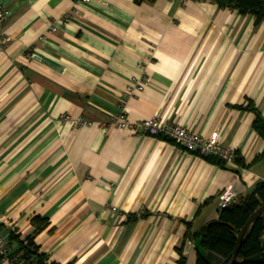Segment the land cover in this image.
I'll return each mask as SVG.
<instances>
[{"label":"crops","instance_id":"crops-1","mask_svg":"<svg viewBox=\"0 0 264 264\" xmlns=\"http://www.w3.org/2000/svg\"><path fill=\"white\" fill-rule=\"evenodd\" d=\"M0 7V234L9 251L39 215L49 225L34 241L47 262L177 264L181 249L194 264L204 252L187 227L218 218L225 188L237 203L264 180V160L253 161L264 140L240 108L250 100L264 118V22L212 0ZM139 77L143 90L127 96ZM121 106L131 121L217 133L244 166L120 131L110 119Z\"/></svg>","mask_w":264,"mask_h":264},{"label":"trees","instance_id":"trees-1","mask_svg":"<svg viewBox=\"0 0 264 264\" xmlns=\"http://www.w3.org/2000/svg\"><path fill=\"white\" fill-rule=\"evenodd\" d=\"M135 1L139 3L143 0ZM212 1L220 8L236 9L240 14L252 15L255 24L264 22V0ZM240 108L253 114L251 126L259 137L264 140V118L261 113L250 100H247L246 104ZM162 138L172 143L168 138ZM194 153L212 164L222 168L225 167V161L218 156ZM258 160H264V148L253 159V161ZM234 163H237V166L240 167L244 166L237 152L234 153ZM261 203H264V180L257 182L252 192L242 197L237 203L220 209L216 220L206 223L195 232H191L187 227L185 238L197 239L199 246L204 252L201 253L199 249L197 250L194 264H229L240 229ZM141 215L144 216L145 214ZM30 225L32 227L31 233L18 240V248L13 253L10 251V257L18 255L32 264H57L55 262H47V256L39 252V248L34 241L35 236L49 225L48 219L36 215L30 219ZM263 233L264 214L253 220L248 226L232 264H264ZM178 254L177 264H185V257L181 249H178Z\"/></svg>","mask_w":264,"mask_h":264},{"label":"built area","instance_id":"built-area-1","mask_svg":"<svg viewBox=\"0 0 264 264\" xmlns=\"http://www.w3.org/2000/svg\"><path fill=\"white\" fill-rule=\"evenodd\" d=\"M91 0H79L81 3H88ZM7 17V11L0 7V48L7 45V36L4 33V22ZM66 20V16L64 18ZM55 28L51 27V31ZM145 85L144 78L139 77L133 81L132 85L125 88L127 96H134L143 90ZM112 126L120 131H130L133 133H142L150 137H165L172 143L189 153H198L202 155H214L225 161L226 164H234L235 151L228 146L221 144L217 133H212L208 138H204L194 129L178 125L169 121L149 117L139 121H131L127 118L125 108L121 109L116 114H113L110 119ZM87 124L79 120L77 125ZM236 198V193L230 188H225L218 195L217 207L223 209L233 204ZM0 257L6 260L9 264H32L18 255L10 257L9 245L5 237L0 234Z\"/></svg>","mask_w":264,"mask_h":264},{"label":"water","instance_id":"water-1","mask_svg":"<svg viewBox=\"0 0 264 264\" xmlns=\"http://www.w3.org/2000/svg\"><path fill=\"white\" fill-rule=\"evenodd\" d=\"M262 214H264V203H261L258 208L248 217V219L246 220L245 224L243 225V227L240 229L238 235H237V242H236V246L233 252V256L229 262V264H232L235 260V256L237 253V250L239 248V245L241 243V240L245 234V232L248 229V226L252 223L253 220H255L256 218L260 217Z\"/></svg>","mask_w":264,"mask_h":264}]
</instances>
